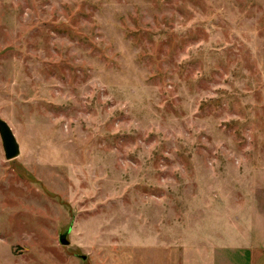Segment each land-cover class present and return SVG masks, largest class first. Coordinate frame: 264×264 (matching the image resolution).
<instances>
[{"label":"rangeland","instance_id":"374dc122","mask_svg":"<svg viewBox=\"0 0 264 264\" xmlns=\"http://www.w3.org/2000/svg\"><path fill=\"white\" fill-rule=\"evenodd\" d=\"M0 118V264H261L264 0H0Z\"/></svg>","mask_w":264,"mask_h":264},{"label":"water","instance_id":"95a60500","mask_svg":"<svg viewBox=\"0 0 264 264\" xmlns=\"http://www.w3.org/2000/svg\"><path fill=\"white\" fill-rule=\"evenodd\" d=\"M0 138L2 141V147L4 151V156L6 160H13L20 155L19 145L9 128V126L0 118ZM67 232L62 234L59 241L63 245H68L66 240Z\"/></svg>","mask_w":264,"mask_h":264},{"label":"crops","instance_id":"0c3cea01","mask_svg":"<svg viewBox=\"0 0 264 264\" xmlns=\"http://www.w3.org/2000/svg\"><path fill=\"white\" fill-rule=\"evenodd\" d=\"M261 249L260 250H262V252H263V255H264V227H263V238H262V244H261ZM223 257V256H222ZM263 258H264V256L263 257H261L260 258V262H261V264H264V261H263ZM218 260V259H217ZM212 262H213V260H212ZM220 264H230L229 263V260H228V258H225V257H223L220 261ZM212 264V263H211ZM214 264V263H213Z\"/></svg>","mask_w":264,"mask_h":264}]
</instances>
